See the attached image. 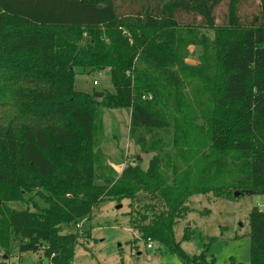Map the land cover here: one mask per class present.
Here are the masks:
<instances>
[{
	"label": "trees",
	"instance_id": "1",
	"mask_svg": "<svg viewBox=\"0 0 264 264\" xmlns=\"http://www.w3.org/2000/svg\"><path fill=\"white\" fill-rule=\"evenodd\" d=\"M224 1L228 19L218 24ZM259 1L260 14L242 24L241 0H0V97L10 94L32 117L0 123V264H73L80 233L62 230L105 198L141 194L155 211L136 223L144 239L184 264H214L208 246L186 253L175 226L193 195L264 194ZM179 13L195 18L183 23ZM191 45L203 49L198 64L186 61ZM77 68H109L114 91L78 90ZM101 107L129 109L130 138L153 156L146 169L135 161L98 184ZM20 200L33 208H13ZM249 218L250 264H264V210L254 206ZM25 253L47 262H25Z\"/></svg>",
	"mask_w": 264,
	"mask_h": 264
},
{
	"label": "rangeland",
	"instance_id": "2",
	"mask_svg": "<svg viewBox=\"0 0 264 264\" xmlns=\"http://www.w3.org/2000/svg\"><path fill=\"white\" fill-rule=\"evenodd\" d=\"M238 15L242 24H250L260 14L259 0H241ZM218 24L226 23L228 19V2H222L215 11ZM180 22H193L194 15L177 14ZM200 22L199 17H196ZM211 39L215 31L204 29ZM84 35L83 43L87 42ZM203 49L191 45L186 61L198 64ZM75 85L78 90L86 92L114 91L110 69L97 70L76 69ZM97 82V84L95 83ZM20 87L15 82L11 88ZM102 131L100 144L96 153L101 164L96 166V182L102 184V177L121 174L129 164L137 161L143 169L148 167L153 153H143L140 147L130 138L129 109L100 108ZM32 117L21 113L18 103L10 94L0 97V123L30 121ZM28 198L33 194L26 195ZM37 199V198H36ZM154 201L142 194L137 200L124 199L121 202L105 198L94 209L89 219L79 224V227L64 228L63 233L79 231V243L75 249L73 264H184L166 245L152 239V247H148L150 239H144L137 229L140 217H152ZM12 207L25 209L28 201H15ZM150 206V207H149ZM187 211L175 226V239L181 242L183 250L196 255L208 246L209 256L214 264H250V224L249 215L254 206L264 210V194L233 196L219 198L212 193L193 195L186 202ZM148 223V222H147ZM189 229L191 237L183 240L185 230ZM18 247L13 246L11 260H18ZM23 261L39 262L47 259L42 253H25Z\"/></svg>",
	"mask_w": 264,
	"mask_h": 264
},
{
	"label": "water",
	"instance_id": "3",
	"mask_svg": "<svg viewBox=\"0 0 264 264\" xmlns=\"http://www.w3.org/2000/svg\"><path fill=\"white\" fill-rule=\"evenodd\" d=\"M243 194H245V193H243V192H241V191H235V192H234V196H235V197H237V196H241V195H243Z\"/></svg>",
	"mask_w": 264,
	"mask_h": 264
},
{
	"label": "built area",
	"instance_id": "4",
	"mask_svg": "<svg viewBox=\"0 0 264 264\" xmlns=\"http://www.w3.org/2000/svg\"><path fill=\"white\" fill-rule=\"evenodd\" d=\"M97 84V82H95ZM150 242L148 243V247L151 248L152 247V240H149Z\"/></svg>",
	"mask_w": 264,
	"mask_h": 264
}]
</instances>
